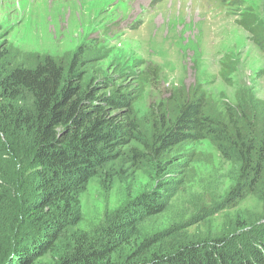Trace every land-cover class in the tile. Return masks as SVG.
I'll use <instances>...</instances> for the list:
<instances>
[{
  "label": "trees",
  "instance_id": "trees-1",
  "mask_svg": "<svg viewBox=\"0 0 264 264\" xmlns=\"http://www.w3.org/2000/svg\"><path fill=\"white\" fill-rule=\"evenodd\" d=\"M251 23L245 28L261 37ZM96 61L82 51L60 57L22 53L0 36V264H264V243L245 241L240 248L237 230L228 239L192 242L175 236L179 226L169 227L133 249L125 234L135 230V221L164 211V191L154 186L130 193L128 207L113 219L105 214L108 224L92 234L70 232L79 221L81 193L95 179L112 182L117 162L133 171L148 164L163 176L176 165V153L212 143L223 158L232 152L238 160L236 182L224 197L229 201L252 193L264 173V114L249 94L221 110L195 85L152 103L138 117L134 104L143 88L125 80L141 85V75L129 69L99 80ZM186 156L187 165L201 161L194 151ZM4 161L14 182L5 180ZM213 204L197 208L188 221ZM162 236L173 239L170 248L153 249Z\"/></svg>",
  "mask_w": 264,
  "mask_h": 264
},
{
  "label": "rangeland",
  "instance_id": "rangeland-1",
  "mask_svg": "<svg viewBox=\"0 0 264 264\" xmlns=\"http://www.w3.org/2000/svg\"><path fill=\"white\" fill-rule=\"evenodd\" d=\"M248 22L261 37L245 28ZM0 36L22 53L60 57L82 51L97 60L93 74L99 80L129 69L141 75V85L139 79L125 80L133 89L143 88L142 99L134 104L138 117L152 103L195 85L221 110L224 103L234 106L249 94L264 114V0H0ZM193 151L201 161L187 165L186 155ZM227 154L223 158L209 142L188 147L174 155L172 168L179 171L171 168L163 176L148 164L133 171L117 162L112 182L95 179L81 193L79 221H73L70 232L92 234L108 224L105 214L113 219L128 207L130 193L154 186L164 191V211L135 221V230L125 234L133 249L144 238L177 226L175 236L192 242L224 238L237 230L235 244H263L264 173L252 193L229 201L224 197L236 182L239 164L232 152ZM3 170L5 180L14 182L6 161ZM242 187L237 184L238 191ZM212 200L204 214L188 221ZM172 242L162 236L153 249L164 251Z\"/></svg>",
  "mask_w": 264,
  "mask_h": 264
},
{
  "label": "bare ground",
  "instance_id": "bare-ground-1",
  "mask_svg": "<svg viewBox=\"0 0 264 264\" xmlns=\"http://www.w3.org/2000/svg\"><path fill=\"white\" fill-rule=\"evenodd\" d=\"M28 8H29V10H32L31 6H29Z\"/></svg>",
  "mask_w": 264,
  "mask_h": 264
}]
</instances>
